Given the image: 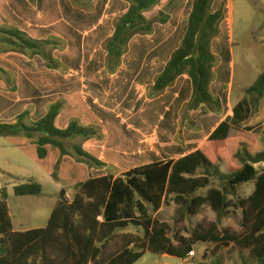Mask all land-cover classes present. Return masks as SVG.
I'll return each mask as SVG.
<instances>
[{"label": "trees", "instance_id": "1", "mask_svg": "<svg viewBox=\"0 0 264 264\" xmlns=\"http://www.w3.org/2000/svg\"><path fill=\"white\" fill-rule=\"evenodd\" d=\"M74 5L88 9L89 4L72 0ZM128 11L114 22V34L103 44L106 68L114 73L128 52L132 39L149 35L155 24L165 25L170 15L159 11L153 19L146 14L158 7L163 0H126ZM171 2V1H170ZM169 2V3H170ZM214 0H195L188 19L187 29L179 47L173 52L165 69L155 78L149 89L150 99L160 97L176 80L189 76L193 93L181 112L182 121H190L189 113L201 110L202 114L219 112L221 101L210 90L217 57L212 44L220 36V26L225 20L223 9L213 11ZM1 51L18 52L29 57L40 56L48 69H61L53 57L60 48L58 40L39 41L16 28L0 26ZM3 75L6 74L3 72ZM247 100L234 108L232 123L223 122L196 152L178 160L158 162L134 168L119 177L107 175L90 178L79 184L72 202L61 190L53 212L43 229L24 232L14 231L8 207L9 193L0 189V264H136L147 252L169 255L184 260L196 242H214L224 247L233 244L248 250L256 264H264V149L255 154L250 145L258 141L264 146V137L256 139L239 127L240 122L254 117L264 98V71L252 85L241 91ZM64 108L59 101L51 105L48 113L38 122H28V114L20 115L13 124H0V137H25L36 146L40 161L47 159L48 147L60 153L52 176L62 159L76 156L79 163L89 168L101 169L105 164L83 149V143L102 140L99 126H83L73 119L65 130L56 127V119ZM191 124V121H190ZM73 144L71 153L67 144ZM234 140H243L237 151L229 148ZM255 183L253 193L246 199L239 197V189ZM18 197H41L44 188L34 179L14 186ZM207 190L206 195L199 194ZM178 205L182 214L196 215L207 206L221 222L227 217L236 198L235 206L243 214L245 236L226 234L223 238L210 233L194 232L191 240H178L175 245L168 238V226L157 218L142 215L144 207L159 211L168 199ZM130 226L144 230V238L126 237L119 253L106 257L109 244L115 242L120 232ZM206 257V255H205ZM211 264H222L215 259Z\"/></svg>", "mask_w": 264, "mask_h": 264}, {"label": "crops", "instance_id": "2", "mask_svg": "<svg viewBox=\"0 0 264 264\" xmlns=\"http://www.w3.org/2000/svg\"><path fill=\"white\" fill-rule=\"evenodd\" d=\"M164 1L155 8L159 9L158 12L164 10L160 8ZM79 2L89 4V8L77 7L72 0H0V26L16 28L34 40H58L60 48L54 51L53 57L61 66L58 70L48 69L40 56L29 57L18 52H4L0 49V124H13L23 114H28V122L36 123L48 113L51 105L59 101L63 102L64 108L56 119L58 129H67L73 119L79 120L83 126H99L102 129V140L94 139L83 143V149L86 152L105 164L101 169L89 168L83 164V167L91 172L118 167L122 154L136 156L141 164L122 169V173L114 176L115 178L137 167L178 160L196 152L220 124L233 122L234 108L241 101L248 99L241 91L252 85L264 71L263 64L261 73L254 75L257 67L253 65L249 56L245 57L242 68L238 71L239 67L235 58L234 0H214L213 11L221 9L224 3L222 9L225 20L220 26V36L212 44L217 63L213 70L214 76L210 90L220 99L222 109L205 115L201 113V110H195L189 113L191 124L190 121L183 122L182 109L190 102L193 93L189 76L183 75L178 78L175 84L158 98L150 99L148 92L154 86L155 78L163 72L171 55L181 44L186 31L184 30L181 40L170 52L160 71L154 72L158 69L154 68L155 64L138 62L129 57L137 37L144 38L152 35L156 26L166 27L171 22L172 16L165 25L155 24L151 34L132 39L120 67L116 72L110 73L106 68V52L103 44L114 34V22L128 11L129 3L126 0H80ZM261 29L264 31V22ZM99 53L101 59H98ZM255 76V80L250 83ZM111 79L116 83L110 82ZM137 80L143 81L138 84ZM148 80L149 83L146 84ZM99 93H109L124 102L123 107L117 110V117H129L124 118L128 126L117 127L116 139L120 140L118 145H111L108 131L104 127V119L97 115L98 106H95V103L98 101L95 97ZM138 94L140 98L145 95L146 101L144 109L139 110V113L145 111L151 114L152 110H157L155 114L158 115V120L154 129L143 121L136 126V121L134 122L131 118L136 116L134 113L137 112ZM105 113L107 117L113 116L109 111ZM239 127L256 139L264 137V98L258 113L240 122ZM8 139L16 141L22 147L35 146L29 139L18 137ZM242 142L243 140L231 141L229 148L237 151ZM154 145H158V148L155 149ZM251 148L256 152H253ZM263 149L264 146L260 141L249 147L253 154ZM48 150L47 159L52 155H55V161L59 159L60 153L52 152L51 147H48ZM108 155L110 157H107ZM153 157L154 160H152ZM47 159L43 161L38 159V161L45 163ZM67 162H69L68 157H64L61 169ZM259 166L264 164L257 165ZM107 175L109 174L98 177ZM31 179L36 180L38 177ZM252 183L255 189V183ZM62 190L66 191V186ZM28 230L32 229L14 228V231L19 232Z\"/></svg>", "mask_w": 264, "mask_h": 264}, {"label": "rangeland", "instance_id": "3", "mask_svg": "<svg viewBox=\"0 0 264 264\" xmlns=\"http://www.w3.org/2000/svg\"><path fill=\"white\" fill-rule=\"evenodd\" d=\"M169 1L171 2L169 3ZM192 1L165 0L160 8H164V11L172 16L171 22L166 27L156 26L155 32L150 36L137 37L133 42L132 54L129 59H134L138 62H150L155 64L154 68H158L154 72L160 71L170 52L176 48L181 40L184 30L186 31L187 29L188 14ZM223 7L224 3H222ZM158 10L157 8L148 13L147 17L153 19ZM233 19L236 42L235 58L239 67L238 71L241 70L245 57L249 56L253 65L257 67L254 75H258L261 73L262 65L264 64V31L261 29V25L264 22V0H234ZM98 59H101L100 53L98 54ZM255 78L256 76L252 78L250 83ZM142 81L137 80V83H142ZM110 82L116 83L112 79ZM147 83H149V80ZM95 99L98 101V103H95V106H98L97 115L104 119V127L108 131L109 141L111 145H118L120 140L116 139L118 137L116 135L117 127L128 126L124 122V118L127 119L129 117H117V110L123 107L122 103L124 102L109 93H99ZM145 102V95L140 98L138 94L136 102L137 112L134 113L136 116H131V118L134 119V122L136 121V126H139L141 124L140 121H143L153 126L154 129L158 120V115L155 114L157 110H152L151 114L145 113V111L139 113V110L144 109ZM107 111L113 115L111 118L106 116L107 113L105 112ZM18 138L26 139L25 137ZM73 144L80 145L81 140L67 144V148L71 153H73ZM234 146L237 148V144ZM154 147L156 149L158 145H154ZM251 149L256 152L255 149ZM51 150L52 152L55 151L56 154L57 152L59 153L56 149L51 148ZM54 156L52 155L48 158L45 163H39L35 146L22 147L16 141L0 137V189L6 188L9 193L8 207L15 229L45 228L64 186H66V191L64 190L66 198L69 202H72L79 184L86 180L106 173L117 176L122 173V169L133 168L141 164L138 161L140 159L136 156L122 154V157L119 158L118 167H109L106 171L91 172L77 161L76 156H67L69 162L63 165V169L60 166L57 172L58 180H56L52 174L58 159L55 161ZM107 157H110V155ZM152 160H154V157ZM257 169L262 171L264 166H259ZM34 177H38L36 181L41 183L44 188V194L41 197H18L14 194L15 185L27 182ZM253 190V183L243 185L239 189V197L246 199L252 194ZM199 194L206 195L207 190L200 191ZM231 200L233 202L232 207L228 211L227 217L221 222L217 221L216 215L207 206L202 207L196 215L182 214L181 208L172 201V198L168 199L159 211H153L150 207L145 206L141 214L154 219L157 218L161 223L166 224L168 226V238L175 245L181 239L191 240L194 232L204 235L210 233L219 238H223L226 234L243 237L246 234L243 214L241 209L235 206L237 199ZM127 236L144 238V230L130 226L120 232L118 239L109 244L106 257L119 253L126 243ZM192 250L195 251L196 256L189 262L169 255L157 256L147 252L136 264H211L215 259H220L222 264H256V258L250 251L239 249L233 244L224 247L214 242L205 243L200 241L192 245Z\"/></svg>", "mask_w": 264, "mask_h": 264}, {"label": "built area", "instance_id": "4", "mask_svg": "<svg viewBox=\"0 0 264 264\" xmlns=\"http://www.w3.org/2000/svg\"><path fill=\"white\" fill-rule=\"evenodd\" d=\"M196 254L195 251L191 250L187 257L184 259L185 262H189L190 260H193L195 258Z\"/></svg>", "mask_w": 264, "mask_h": 264}]
</instances>
